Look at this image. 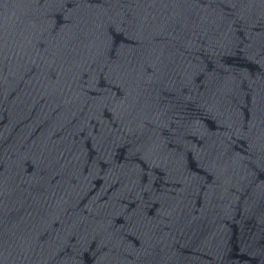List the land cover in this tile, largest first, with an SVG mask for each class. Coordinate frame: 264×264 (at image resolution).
<instances>
[{
    "label": "water",
    "instance_id": "water-1",
    "mask_svg": "<svg viewBox=\"0 0 264 264\" xmlns=\"http://www.w3.org/2000/svg\"><path fill=\"white\" fill-rule=\"evenodd\" d=\"M0 264H264V0H0Z\"/></svg>",
    "mask_w": 264,
    "mask_h": 264
}]
</instances>
